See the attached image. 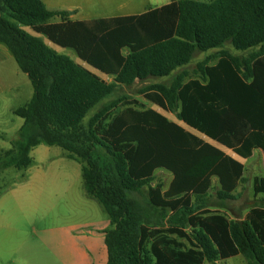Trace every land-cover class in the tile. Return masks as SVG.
Wrapping results in <instances>:
<instances>
[{"label":"trees","instance_id":"trees-1","mask_svg":"<svg viewBox=\"0 0 264 264\" xmlns=\"http://www.w3.org/2000/svg\"><path fill=\"white\" fill-rule=\"evenodd\" d=\"M67 16L48 11L41 0H0V44L33 90L15 112L23 124L0 154V173L26 170L40 145L79 162L85 194L110 222L106 264H213L238 256L264 264V209L227 220L212 213L195 217L191 203V197L195 203L205 198L211 178L220 186L217 198L233 200L243 174L237 159H249L254 150L262 152L264 169V0H176L139 16L88 23ZM55 18L60 22L51 23ZM37 35L74 51L113 82H102ZM226 44L259 50L247 60L220 52L214 66L199 63L198 76L188 79L184 69L197 53ZM170 77L168 86L151 83L140 94L163 110L177 107V120L210 143L152 110L126 109L101 126L120 100L102 106L83 127L118 88ZM157 170L173 176L165 191L151 186ZM252 189L264 196V178ZM167 235L186 239L192 249H178Z\"/></svg>","mask_w":264,"mask_h":264},{"label":"rangeland","instance_id":"rangeland-1","mask_svg":"<svg viewBox=\"0 0 264 264\" xmlns=\"http://www.w3.org/2000/svg\"><path fill=\"white\" fill-rule=\"evenodd\" d=\"M198 1L209 2L213 0ZM96 2L98 3V1ZM120 2L122 1L111 0L108 2V4L105 3L98 6L92 4L93 8L90 9L112 12L118 8L117 6ZM148 3H151L152 5H164L165 0H132L134 12L138 13L142 11L144 7H147ZM50 22L57 23L60 22V20L55 18ZM22 28L26 32L36 35L32 29L25 27ZM41 39L49 49L53 50L57 54L67 56L73 61H77L73 51L57 47L50 43L43 36H41ZM258 50L259 48L256 47L241 52L234 50L230 44H226L221 49L211 50L207 53H197L184 70L188 73V79H195L198 76V74H195L196 66L199 63L204 62L206 63V66H214L219 61L220 52H225L226 54L240 60H247ZM91 71L101 76L99 72L93 70ZM181 71L182 70L176 72L174 75L180 73ZM11 79L12 78L10 75L0 70V90L2 87L5 89L8 83L6 81H11ZM12 80H15V78ZM171 80L172 77L168 78L167 80H156L153 83L168 86ZM27 84V86L24 83L19 85V95L15 99H13L12 95L9 93L3 96L0 92V154L4 153V150H8L10 148V142L16 138L18 127L20 124H22V120L16 118L12 114V110L23 106L27 103V101H29L26 97V94L29 90L31 95L33 90L28 81ZM143 86L144 85L141 84H134L132 87L118 88L113 96L106 99L102 105H98L96 108L90 111V113L82 122L83 127L87 125L89 118H91L93 114L102 108V106H107L112 102L120 100L117 106L109 114H107L106 118L101 123V126H104L110 122L115 117V115L126 109H133L136 111L152 110L165 117L168 121L183 127L186 131L196 136L201 141L210 143L199 133L187 128L177 120L179 112L177 107L171 111L163 110L158 107L155 102H152L145 96L141 95L140 91L145 88ZM211 144L223 151L228 156L233 157L230 152L213 143ZM62 154H64L63 150L58 147H47L44 145L35 147L30 154V156L33 158V164L30 168H28L27 172L24 170L10 168L0 173V195L85 194L80 177H77V179H65L67 175H73L77 163L66 160L61 156ZM237 160L243 166V174L242 181L237 185L235 191L232 193L234 199L223 202L219 200L217 198V193L220 186L217 179L213 178L211 180L210 188L208 189L205 198L202 201L195 203L194 197H191V203L194 208L193 216L201 217V215L212 213L224 216L227 220H234L235 218H243L252 207L264 208V196L254 195L252 189L254 180L264 177L261 153L256 151L253 152L252 156L247 160ZM168 173L169 172L165 170L155 171L154 180L151 183V186L159 184L162 186V191L166 189L169 183ZM25 178L26 180L24 181ZM145 189L146 188L143 189L144 193ZM11 198L12 196L7 195L8 206H10V202H15ZM20 198L22 199H18L16 202L20 206H28L25 210H22L20 214H18L20 223L16 227L20 226L21 229H27V232L22 233L16 231L10 233L9 241L12 242V246L9 249L5 248V252L2 253V258H6L7 254L10 256L14 242L20 241L27 237L43 241L52 251L56 252L62 257L67 258L71 244L76 243L78 246H80L81 240H83V244L90 241L93 244V237L89 236L88 233H94L93 229L96 225L108 222L102 207L92 200L87 201V199H85L82 202L78 201L77 199L75 203L68 209L65 207L64 202L70 199L63 197L62 195L53 197L51 199L50 197H46V199L42 197L36 200V202L40 205L37 206L34 212H30L29 208L31 207V204H28L29 200L25 196ZM45 200L54 204L55 207L46 208L43 206L42 204L45 203ZM217 204H220L225 208L216 207ZM32 230L36 233L33 234ZM187 232L189 234L190 229H188ZM166 238L171 244L175 245V247L182 251L192 249L190 243L186 239L177 237L175 235H167ZM213 264H246V262L241 256H238L225 261H218Z\"/></svg>","mask_w":264,"mask_h":264},{"label":"crops","instance_id":"crops-1","mask_svg":"<svg viewBox=\"0 0 264 264\" xmlns=\"http://www.w3.org/2000/svg\"><path fill=\"white\" fill-rule=\"evenodd\" d=\"M92 1L95 3H93ZM96 1H98V3ZM109 1L111 0H41L42 4L48 11L67 12L68 16L66 20H68L71 23L98 22V21L110 20V19H116V18L139 16L150 9H155V8L168 5L172 1H176V0H165L164 5H156V4L152 5L151 3H148L147 7H144V9L138 13L134 12V7H132V0H121L122 2L119 3V5L117 6L118 8L112 12H107L105 10L90 9V8H93L92 4H95L96 6H98V5H102L105 3L108 4ZM56 19L58 20L59 18H56ZM41 36L42 35H37V37L40 39H41ZM74 54L77 58V61H74L76 64L80 65L81 67H83L84 69L90 72H92L91 70L96 71L90 68L89 66H87L84 62L80 61L75 52ZM0 70L10 75L12 79L15 78V80L11 79V81H6L8 83L5 89L2 87V89L0 90L1 94L5 96L7 93H9L12 95L13 99L17 98L19 95V89H20L19 85L24 83L27 86L28 85L27 81L29 82V80L27 76L20 71L13 57L10 55L7 48L2 44H0ZM93 74L96 75L102 82L106 84L112 83L114 79L113 76L104 75L100 72L99 74H101V76L95 73ZM162 79L167 80L168 78H162ZM156 80L160 81L161 79H150L146 81L145 83H139L138 81H136L135 84H141V85L147 86ZM26 97L28 98L29 101L32 98V94L30 95L29 90L26 94ZM29 101H27V103L24 104L23 106L13 109L12 114L16 118L22 120L20 117L15 115V112L19 109L25 108L26 105L29 103ZM22 124H23V120H22ZM22 124L19 125L18 131L20 127L22 126ZM4 151H7V150H4ZM256 151L260 152L262 155V152L260 150H254L253 152H256ZM61 156L64 157L66 160L77 163V166L74 170L73 175L72 176L67 175L65 179L67 180L71 178L77 179V177H80L82 180L81 164L74 160L68 159L66 157L65 152ZM30 159H31V164L28 168H30L33 164V158L31 156H30ZM262 161H263V155H262ZM28 168L24 171L27 172ZM168 179H169V183H168V187H169L173 179V176L171 173H168ZM212 179L213 178H211V180ZM25 180L26 178L24 179V181ZM82 186H83V181H82ZM168 187H166V189H164L163 191L167 190ZM7 195L12 196L11 199L15 201V202H10V206L7 205L8 204ZM59 195H62L63 197L70 199L64 202L65 207H67L68 209L71 207V205L75 203L77 199L78 201H82V202L85 199H87V201L89 200L95 201L94 199L89 198L86 194H4L2 196L0 195L1 196L0 197V264H106L107 263V250H106V246L104 243V239H105L104 232L110 229V222L106 214L105 215L108 219V222L102 223L100 225H96L93 229L94 233H88L89 236L93 237L92 238L94 240L93 244L91 241L83 244V240H81L80 246H78V244L76 243L71 244L67 258L62 257L58 255L56 252L52 251L43 241L39 239L37 240L34 238H29V237L24 238L20 241L14 242L10 256L7 254L6 258H2V253L5 252V248L9 249L12 246L11 244L12 242L9 241L10 233L16 232V231L22 232V233L27 232V229L24 230V229H21L20 226L18 227L16 226L19 225L20 223V218H18V214H20L22 210H25L28 205L26 207L25 205L20 206L16 201L18 199H22L20 197L25 196L29 200L28 204H31L29 211L34 212L37 206L40 205L39 203L36 202V200L42 197H44L45 199L46 197H50L51 199ZM95 202L98 203L97 201ZM42 205L45 206L46 208L55 207L54 204L47 202L46 200H45V203ZM248 212L244 215L243 218H241V220L245 218ZM32 233L35 234L36 232L32 230Z\"/></svg>","mask_w":264,"mask_h":264}]
</instances>
